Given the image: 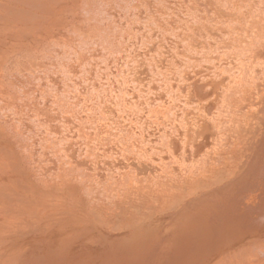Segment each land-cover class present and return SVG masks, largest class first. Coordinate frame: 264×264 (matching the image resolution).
Masks as SVG:
<instances>
[{
  "label": "bare ground",
  "instance_id": "1",
  "mask_svg": "<svg viewBox=\"0 0 264 264\" xmlns=\"http://www.w3.org/2000/svg\"><path fill=\"white\" fill-rule=\"evenodd\" d=\"M120 78L147 150L101 141ZM0 264H264V0H0Z\"/></svg>",
  "mask_w": 264,
  "mask_h": 264
},
{
  "label": "rangeland",
  "instance_id": "2",
  "mask_svg": "<svg viewBox=\"0 0 264 264\" xmlns=\"http://www.w3.org/2000/svg\"><path fill=\"white\" fill-rule=\"evenodd\" d=\"M170 2H174V1H176V0H169ZM160 2V0H157V3H159ZM160 4H163V3H160ZM66 5V4H65ZM61 6H62V4H61ZM67 6V5H66ZM161 6V5H160ZM163 6V5H162ZM165 6V5H164ZM44 7L46 8V7H49V5H44ZM68 7H69V5H68ZM75 7V6H74ZM55 10V9H54ZM147 9L146 8H143L142 10H140V18L142 19V21H140V22H145V21H147L148 20V18H147V16H148V12L146 11ZM179 10V9H178ZM188 10H180L179 11V13H181V17L180 18H176L175 16H173L174 17V20H176V22H181V23H183V24H185L186 23V25L188 24V23H192V16H193V12H196L197 14H201L200 13V11H198V10H193V11H188ZM229 12V11H228ZM109 14H111V15H113V13H112V11H110V12H108ZM169 13L171 14L172 12H170L169 11ZM129 14H131V12H129ZM174 14V13H173ZM115 15H117V16H115V18L117 17V19H119L120 21H122V22H124L123 23V26H125L126 28H129L130 29V31H134V32H138V31H146V24H144V23H140V22H137L138 21V19H136L135 17H134V14L132 13L131 15H132V18H129L131 21L132 20H134L133 22L135 23V22H137V23H135L134 25H130V21H129V19H128V17H126L127 15L124 13V11H122V12H120V13H117V14H115ZM57 16V15H56ZM114 16V15H113ZM68 17H71L69 14H61V16H59V19H60V22L62 23V24H64L66 21H67V19H68ZM169 17L170 16H165V18H167V20L169 19ZM74 22H77V18H76V15L74 16V17H72L70 20H69V23H70V25L72 24V23H74ZM133 22H132V24H133ZM70 25H68V26H70ZM149 25H152V26H155V25H153L152 23L151 24H149ZM216 26V25H215ZM227 25H217V27L218 28H222L223 29V31L225 30L224 28L226 27ZM174 27V26H173ZM175 28V27H174ZM209 28L212 30L213 29V27L211 28L210 26H209ZM182 28L180 27L179 28V30H181ZM167 35V37L169 38V40L167 41V40H165L166 39V36H163V38H161V36H160V39L159 38H155L154 39V41L152 42V43H150V44H147V45H149V47L147 46V45H144L142 42H140V40L139 39H137L136 37H134V38H132V39H130V41H129V39H126L127 41H125L124 39H122V44L124 45V47H123V45L121 44V42H120V45H119V51L117 52V53H115L114 54V56H113V58L115 59V60H117V58H120L119 60H121V63L123 64L125 61H131V59H133V57H136V55H137V53L136 52H138V54L139 55H137V58H138V62H139V60H143L140 64H143L142 65V67H146L147 68V63H148V60H147V63H145L146 62V60H145V58H146V54H145V52H147V50H149L150 48H152L153 47V49H154V51L155 50H159V46L163 43V44H165L164 46V48L162 49L163 50V53H164V57H165V60H166V62H167V60L169 61L172 57H176V56H178L177 54H175L176 52L174 51V49H173V47L175 46V41H178L177 39H176V36H172L170 33L169 34H166ZM137 36V35H136ZM128 38H130V37H128ZM165 38V39H164ZM194 38L196 39V40H200V38H198V37H195L194 36ZM134 40V41H133ZM165 42H164V41ZM160 41V42H159ZM170 41V42H169ZM132 42H134V43H132ZM156 42H157V45L158 46H156ZM128 43H130L129 44V46H128ZM213 43V42H212ZM136 44H137V46H136ZM154 44V45H153ZM174 44V45H173ZM131 45V46H130ZM141 45H144V46H141ZM126 46H128L127 48H126ZM133 47V48H132ZM121 48V49H120ZM129 48V49H128ZM143 48V49H142ZM125 49H127V50H125ZM182 50H183V47L181 48ZM144 50H146V51H144ZM140 52V53H139ZM123 53V54H122ZM134 53V54H133ZM169 53V54H168ZM120 56H119V55ZM129 54V55H128ZM136 54V55H135ZM186 54H188V52H186ZM127 57H126V56ZM117 56V57H116ZM131 56H132V58H131ZM168 56V57H167ZM197 56H199V55H197ZM124 57H125V59H124ZM170 58V59H169ZM130 59V60H129ZM185 59V58H184ZM186 60V59H185ZM131 64V66H134V67H137V65H139V64H135V62H130ZM168 63V62H167ZM200 63H195V66H198V67H194L195 69L196 68H201L200 66L202 65V68L203 69H206V67L209 65V64H206V63H204V62H201V64L199 65ZM206 65V66H205ZM120 66H118V69L120 70H122V68L120 67ZM141 67V68H142ZM111 69H112V67H111ZM115 69V70H114ZM118 69H117V67L114 65L113 66V69L111 70V71H114V73H118ZM124 69V68H123ZM100 70V69H99ZM191 70V69H190ZM100 71H103L104 73H106V71L105 70H100ZM140 76H143V75H140ZM107 77V76H106ZM149 78V77H148ZM152 78V77H151ZM112 79H113V77H112ZM121 79L122 78H120V79H115L116 80V82H114V84H116L115 86H116V89H114V91H113V88H111V90L112 91H110V97L112 98V102L114 103V105L113 106H111V107H113V109H114V111L117 113L116 115H118L119 117H120V122L121 123H123L124 121V123H123V125H125L123 128H122V130H115L114 129V127H113V124L109 121V120H105V121H102L101 120V124L103 125V127H104V129H105V127H107L105 130L107 131L108 130V133H109V135H107L106 137L104 136V138L102 137L101 138V141H104V139H105V142H106V144L107 145H109V147L110 146H113V147H115V146H120V143H122V144H125V146L127 147V148H129L128 146H131L132 144L133 145H137L138 147H139V149H146L147 150V148L149 149V145H148V147H146L147 146V143L146 142H143V141H141L140 142V140H141V137L143 138V134L145 133L143 130H142V128L140 127V125L139 124H137L135 121L133 122V120L132 119H134V118H129L128 117V115L127 116H125L126 115V112H124L123 110H125V109H127L128 108V110H130V109H132L133 107H131V105H129V107L127 106V108L125 107L124 108V106L122 107L121 106V104H122V101H123V95H122V92H120V89L119 88H121V89H123V86H124V84H126L125 85V88L126 89H128L129 90V92H133L134 91V89H135V85L134 84H132V83H130V82H127V83H124L125 82V80L124 79H122V81L123 82H121ZM153 80L154 81H156V78H153ZM105 82H107V81H104V82H102V83H104L105 84ZM121 83V84H120ZM123 84V85H122ZM129 84V85H128ZM157 84V83H156ZM120 86V87H118V86ZM86 86V85H85ZM98 86H100V84H98ZM107 87V86H106ZM118 87V88H117ZM134 88V89H133ZM118 90V92L119 93H117L116 91ZM86 92H88V90H86ZM136 92V91H135ZM117 94V95H116ZM114 95V96H113ZM113 96V97H112ZM131 97H133V96H129V95H127V99H130L129 101L130 102H132L133 101V99L131 98ZM91 98V97H90ZM114 99V100H113ZM89 100V103H90V106L91 105H94V102L92 101V98L91 99H87V101ZM95 105H96V103H95ZM121 107L123 108V109H121ZM78 109H80V108H78ZM78 109H76V111H78ZM132 111V110H131ZM95 112V111H94ZM124 113V114H123ZM123 116H125V117H123ZM123 117V118H122ZM127 118V119H126ZM130 119V121H129V119ZM124 119V120H123ZM108 121V122H107ZM123 121V122H122ZM130 124H129V123ZM127 125H126V124ZM136 123V124H135ZM131 124H133V126H135V127H133ZM111 125H112V127H111ZM109 126V127H108ZM130 128H129V127ZM132 126V127H131ZM127 127L129 128V131L130 132H128V129H127ZM137 127V128H136ZM131 128L134 130V129H137V130H135L134 132H133V130H131ZM127 129V130H126ZM110 130V131H109ZM142 130V131H141ZM91 131V130H90ZM120 133H119V132ZM151 131H154V133H151ZM92 132L94 133V130H92ZM113 132V135H111V133ZM118 132V133H117ZM124 132H126V134L124 133ZM131 132H133V133H131ZM139 132V133H138ZM141 132V133H140ZM144 132V133H143ZM150 132V133H149ZM127 133H128V135H130V134H132V135H130V138L128 139V135H127ZM130 133V134H129ZM120 134V135H119ZM134 134V135H133ZM138 134V135H137ZM140 134V135H139ZM146 134V133H145ZM151 134H154L155 136H156V134H159L158 133V131L156 130H154V126L152 127V128H150L149 129V131H148V133H147V137L148 138H146V140L147 141H149V140H154L153 138H157V137H155L154 135H152V136H148V135H151ZM111 135V136H110ZM136 135V136H135ZM109 136V138H110V140H112L113 141V139H114V141H116V143L113 141H110L107 137ZM121 136V137H120ZM127 136V137H126ZM133 136H135V137H133ZM140 138H139V137ZM84 137H85V134H84ZM112 137H113V139H112ZM126 137V138H125ZM138 139H137V138ZM76 138H78V139H76ZM75 138V140H73V143H77V142H81V143H83V141H84V139H81V138H79V137H76ZM106 138H107V140H106ZM122 138V139H121ZM132 138V139H131ZM107 141H108V143H107ZM79 142V143H80ZM102 143H104V142H102ZM116 144V145H114V144ZM129 143V144H128ZM105 144V143H104ZM105 144V146H107ZM74 146H75V144H74ZM79 146V145H78ZM78 146H75L74 147V149L75 150H77L78 148ZM142 146V147H141ZM108 147V146H107ZM134 149V148H133ZM134 150H136V147H135V149ZM105 153V152H104ZM99 154H102L103 155V152L102 151H100V153ZM101 155V156H102ZM133 157V158H132ZM136 156H134V154H131V153H129V156H128V158H130V162L129 161H127V159H123L122 158V156H120V158H119V155H117V158L120 160H124V161H121L120 160V163L122 164V163H124V165H129V164H133V163H135L134 162V158H135ZM116 158V157H115ZM115 158H113V160H116ZM82 159H84L83 157H82ZM106 161L108 160V159H105ZM111 160V159H110ZM108 162H109V160H108ZM111 162V161H110ZM90 163H92V160L90 161ZM126 163V164H125ZM92 166L91 167H93L94 166V164L92 163L91 164ZM98 168H96V170H94L93 168V171H91L90 173L92 174V173H95V174H98V173H101V171H103L101 174H103V173H107V170H103L104 169V167H105V163H101V161H100V164L97 166ZM100 171V172H99ZM106 171V172H105ZM100 174V175H101Z\"/></svg>",
  "mask_w": 264,
  "mask_h": 264
}]
</instances>
